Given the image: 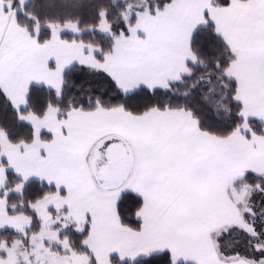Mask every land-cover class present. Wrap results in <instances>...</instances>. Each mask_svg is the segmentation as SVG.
<instances>
[{
    "label": "snow or ice",
    "instance_id": "6c2138e0",
    "mask_svg": "<svg viewBox=\"0 0 264 264\" xmlns=\"http://www.w3.org/2000/svg\"><path fill=\"white\" fill-rule=\"evenodd\" d=\"M0 264H264V0H0Z\"/></svg>",
    "mask_w": 264,
    "mask_h": 264
}]
</instances>
